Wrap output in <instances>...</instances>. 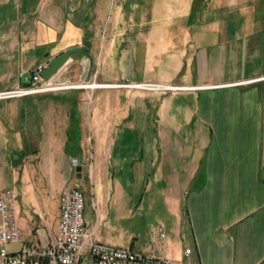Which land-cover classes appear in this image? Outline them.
Masks as SVG:
<instances>
[{"label":"crops","instance_id":"crops-1","mask_svg":"<svg viewBox=\"0 0 264 264\" xmlns=\"http://www.w3.org/2000/svg\"><path fill=\"white\" fill-rule=\"evenodd\" d=\"M73 47L54 75L110 86L0 99V190L23 238L48 242L85 170L183 203L187 241L163 256L264 264V0H0V90ZM140 82L185 88L115 86Z\"/></svg>","mask_w":264,"mask_h":264},{"label":"built area","instance_id":"built-area-1","mask_svg":"<svg viewBox=\"0 0 264 264\" xmlns=\"http://www.w3.org/2000/svg\"><path fill=\"white\" fill-rule=\"evenodd\" d=\"M39 66L31 74L30 83L0 90V99L23 97L75 88H91L95 83H76L59 80L53 75L43 80ZM110 86V84H96ZM119 87L146 90H179L184 86L162 83H120ZM94 88V87H92ZM84 195L80 188L65 186L58 199L57 229L44 245L27 241L17 224L16 195L10 188L0 190V264H197L184 259H171L151 248L147 252L133 250L130 246L115 247L95 239V229L87 225L84 215ZM158 237L164 238L163 226L157 229ZM9 244H18L14 250ZM189 247L182 253L188 256Z\"/></svg>","mask_w":264,"mask_h":264},{"label":"rangeland","instance_id":"rangeland-1","mask_svg":"<svg viewBox=\"0 0 264 264\" xmlns=\"http://www.w3.org/2000/svg\"><path fill=\"white\" fill-rule=\"evenodd\" d=\"M131 1L128 0V3ZM82 175L70 186L78 187L83 192V215L87 225L95 229L97 241L115 247L130 246L141 252L155 248L158 254L167 256H174L187 241L184 205L182 203L177 214L174 212L176 203L167 199L163 182H155L151 178L148 183L143 181L121 189L111 179H90L85 175V170ZM52 207L50 204L47 210L50 232H53L56 219ZM159 226H163L164 238L158 237ZM43 231L45 236L47 231ZM17 246L9 244L7 247L14 250Z\"/></svg>","mask_w":264,"mask_h":264},{"label":"water","instance_id":"water-1","mask_svg":"<svg viewBox=\"0 0 264 264\" xmlns=\"http://www.w3.org/2000/svg\"><path fill=\"white\" fill-rule=\"evenodd\" d=\"M81 52L80 47L69 48L66 51L52 58L46 67H43L40 71V76L43 80H49L68 60L69 56L74 53ZM31 74L27 73L22 76L21 83L29 84Z\"/></svg>","mask_w":264,"mask_h":264},{"label":"bare ground","instance_id":"bare-ground-1","mask_svg":"<svg viewBox=\"0 0 264 264\" xmlns=\"http://www.w3.org/2000/svg\"><path fill=\"white\" fill-rule=\"evenodd\" d=\"M91 86H92V87H97L98 85H96V84H92ZM92 87H91V88H92ZM102 87H103V86H102Z\"/></svg>","mask_w":264,"mask_h":264}]
</instances>
